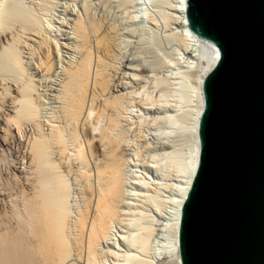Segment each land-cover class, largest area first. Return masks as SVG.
Segmentation results:
<instances>
[{
    "label": "bare ground",
    "instance_id": "6f19581e",
    "mask_svg": "<svg viewBox=\"0 0 264 264\" xmlns=\"http://www.w3.org/2000/svg\"><path fill=\"white\" fill-rule=\"evenodd\" d=\"M30 1L35 6L32 9L40 11L50 3ZM19 2L22 1L0 0V264H112L114 253L107 247L135 214L132 184L150 187L147 173L127 170L132 159L125 152L129 143L124 128L132 116L127 115L129 109L123 100L127 93L133 96L137 91H126L128 83L122 80V65L117 63L120 46L113 27L95 17L88 21L85 11L69 25L68 48L49 34L51 28L46 21L48 30L36 12L25 7L22 10ZM174 5L183 50L194 53L202 62L196 75L198 104L191 128L190 159L178 172L179 184L174 187L170 203L174 214L171 263L180 264L177 230L180 207L198 161L201 86L219 51L190 32L184 0H174ZM62 47L77 55L64 67L57 66V51ZM38 84L44 86L41 93L37 91ZM46 95L54 105L52 114L42 118L40 106ZM136 103L138 111H145L155 101L147 97ZM138 111L137 117L141 113ZM163 120L172 124L177 121L175 117ZM136 131L139 134L134 132V140L140 141L141 130ZM160 133L167 131L156 129L153 138ZM144 166L146 170H160L155 160ZM142 234L136 240L143 251L147 233ZM131 238L124 240L131 245ZM126 255V262L153 264L151 260Z\"/></svg>",
    "mask_w": 264,
    "mask_h": 264
},
{
    "label": "water",
    "instance_id": "95a60500",
    "mask_svg": "<svg viewBox=\"0 0 264 264\" xmlns=\"http://www.w3.org/2000/svg\"><path fill=\"white\" fill-rule=\"evenodd\" d=\"M184 10L219 56L201 86L179 263L264 264V0H184Z\"/></svg>",
    "mask_w": 264,
    "mask_h": 264
},
{
    "label": "rangeland",
    "instance_id": "374dc122",
    "mask_svg": "<svg viewBox=\"0 0 264 264\" xmlns=\"http://www.w3.org/2000/svg\"><path fill=\"white\" fill-rule=\"evenodd\" d=\"M20 1L22 2H19L18 7L36 12V16L39 15L38 18L42 20H40L41 25L45 27L47 22L51 28L49 34H54L62 46L70 45V35H67L70 34L69 25L76 16L84 15L85 11L89 13H86L88 21L95 17L94 19L103 20L101 22H105V26L113 27V35L120 46L117 63L122 65V73L124 72L121 74L122 80L126 79L125 82L128 83L126 91L130 93L137 91L134 97L127 93V97L123 100V104L129 109L127 115L132 116L130 124L126 125L127 129L124 128L129 143L125 152L128 158L132 159L130 162H133H129L127 170L136 169L147 173L150 187L137 182L132 184L135 192L134 196H131L132 201L137 203L134 207L135 214L130 215L131 223L123 227L120 234L118 233L119 237L114 238V242L107 247L108 249L110 247L109 250L114 253L113 261L111 262V257L109 260L112 264H129V261L124 260L129 253L140 261L148 259L153 264H172L174 253L171 248H173L174 236H172L173 212L171 213L173 206L170 203L179 184L178 172L190 159L193 138L191 128L198 104L195 89L196 75L202 68V62L197 55L183 50L180 40L181 27L176 18L178 14L174 10V0H87L88 3L86 0H50L41 11L37 8V10L32 9L35 6L30 0ZM66 47L57 51L59 58L57 66L64 67L70 59H75L77 56L72 50L65 49ZM54 78H58V75L53 76ZM36 87L41 93L44 86L38 84ZM147 97H152L155 103L145 111H138L137 99H147ZM45 99L40 106L42 118L52 114L54 105L49 95H46ZM136 110L141 112V116L135 115ZM166 117H175L177 121L174 124L162 123ZM137 129L141 130L140 141L134 140L133 135L134 132H138ZM156 129L160 132L165 129L167 133H160L161 136L153 138ZM151 160H155L160 166L159 171L155 172L151 167L145 169L144 165ZM72 193H75L74 188ZM145 193L146 197L143 195ZM142 233H147L143 251L137 247V240L143 235ZM127 237L134 239L130 241L131 245L125 242L124 238Z\"/></svg>",
    "mask_w": 264,
    "mask_h": 264
}]
</instances>
